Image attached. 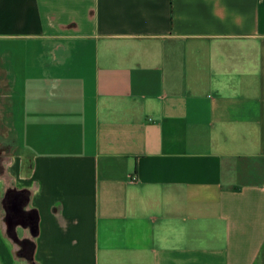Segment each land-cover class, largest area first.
I'll list each match as a JSON object with an SVG mask.
<instances>
[{"label":"crops","instance_id":"1","mask_svg":"<svg viewBox=\"0 0 264 264\" xmlns=\"http://www.w3.org/2000/svg\"><path fill=\"white\" fill-rule=\"evenodd\" d=\"M0 264H264V0H0Z\"/></svg>","mask_w":264,"mask_h":264},{"label":"trees","instance_id":"2","mask_svg":"<svg viewBox=\"0 0 264 264\" xmlns=\"http://www.w3.org/2000/svg\"><path fill=\"white\" fill-rule=\"evenodd\" d=\"M27 247L29 248V250H30L31 253H32L33 245L29 244ZM31 253L29 254V256H31Z\"/></svg>","mask_w":264,"mask_h":264}]
</instances>
